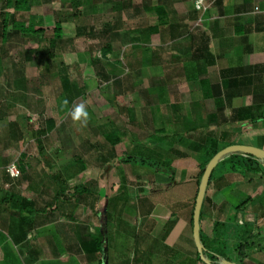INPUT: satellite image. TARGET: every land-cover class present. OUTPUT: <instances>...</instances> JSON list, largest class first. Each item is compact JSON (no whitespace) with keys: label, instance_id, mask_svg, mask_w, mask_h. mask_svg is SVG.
<instances>
[{"label":"rangeland","instance_id":"rangeland-1","mask_svg":"<svg viewBox=\"0 0 264 264\" xmlns=\"http://www.w3.org/2000/svg\"><path fill=\"white\" fill-rule=\"evenodd\" d=\"M89 2L84 6L82 3L79 9L87 13L83 23L88 24L89 29L93 26L96 36L74 40L49 60L51 63L63 62V65H59L68 77L66 90L56 71L45 72L41 60H26V51L42 47L38 44L39 37L48 39L52 36L56 13L71 12L72 8L68 7L70 0H30L28 11L15 10L11 6L5 8L6 0H0V22L2 12L8 9L20 21L27 22L31 15L40 16L42 23L37 26L44 31L38 37L33 35L26 39L12 34L3 45L0 34V51L4 53L3 71L0 73V189L17 191L22 197L34 198L40 207L50 203L48 210L56 209L52 221L45 217L50 227L62 228L63 224L68 227L69 223H77L86 227L89 234L98 236L103 234L98 225H103L105 219L103 216L95 219V208L102 213V207L98 208V203L96 207L92 206L95 197L91 195L86 198L71 196L75 186L95 181V186L91 185L90 188L99 193L98 200L108 203L122 194V173L127 177L124 189L130 190V195L136 191L152 194L156 192L155 186L148 188V185L152 180L151 174L156 170L148 165L141 170L133 165L125 166L117 159L129 149H142L143 154L147 150L157 154L159 148L154 146V137H166L167 143L176 140L178 145L192 151L191 143L209 129V124L207 112L199 104L203 100L202 89L190 82L184 66L187 64L186 54L190 52L186 29L182 27L178 30L179 36L176 38L169 33L170 27H163L161 34L148 36L149 28L160 20L185 21L190 7L194 5L193 0H130V6L121 10L122 3L127 4L129 0ZM160 8L167 12L160 13ZM105 23L119 24L108 35L112 39L113 52L108 53L106 58L101 48L107 43V37L99 36ZM9 29L11 31V25ZM63 29L65 37L75 35L73 23L63 22ZM93 58L98 60L96 66L91 63ZM18 69L23 71L26 79L32 81L28 84L27 92L12 87ZM102 73L110 77L105 79ZM240 101H252V96H243ZM79 104H84L88 112L86 121L83 118L75 121L70 115ZM211 104L210 100L206 103L209 111ZM50 121L53 127L39 134ZM11 122L17 123L15 129L21 133L18 141L11 139ZM109 131H116L121 139L115 146L106 141L105 136ZM38 137L43 147L41 154L36 140ZM13 164L17 167L22 164L26 174L20 172L17 177H12L10 171ZM60 185L65 188L64 198L61 196L54 201L55 191ZM65 200L72 203L81 201V206L77 205L75 209L78 214L72 216L74 221L60 214L63 206H66L62 204ZM59 202L61 205L57 207ZM104 204L113 212L110 205ZM119 204L117 211L128 210L129 204L124 207ZM241 217L246 216L240 214L230 220L239 222ZM115 220L118 219L115 217ZM93 221L97 226L93 227ZM53 228L47 231L45 228L43 234L38 230V236L43 240L47 233L45 239L53 244L52 238H49L55 233ZM22 248L17 249L24 264L35 260L29 249ZM249 249H244L245 263L253 262L250 256L256 253ZM49 255L51 253H47L43 260L47 264ZM233 257L239 259L237 254ZM95 259L91 260L76 247L75 251L72 248L71 253L65 255L60 264H95Z\"/></svg>","mask_w":264,"mask_h":264},{"label":"crops","instance_id":"crops-1","mask_svg":"<svg viewBox=\"0 0 264 264\" xmlns=\"http://www.w3.org/2000/svg\"><path fill=\"white\" fill-rule=\"evenodd\" d=\"M205 1L209 4V8L203 14L198 26L195 24L200 14L192 4L184 23L181 20V22L160 20L159 23L154 24H160V31L157 33H162V28L166 27L165 23L170 27L171 36L173 37L174 34L175 38L179 36L178 30L182 27L186 29L190 52L186 54L187 64L184 66L190 82H193L195 87H222V97L229 93L225 87H239L234 90L231 100L225 96L228 103L221 118L218 122L215 120L217 123H210L208 119L209 129H206L202 135L211 134L218 138L223 132L225 136L222 142L264 149L262 119L256 122L248 119L224 120L231 117L234 108L262 104L264 109V0ZM164 11L167 12L165 9ZM180 35L183 36V33ZM199 80L202 82L200 83ZM247 95L252 96V101L241 102V98ZM208 100L212 101L210 111L206 107ZM199 102L207 112V116L215 112L212 98H205L203 95V100ZM202 135L196 142L191 143L192 151L178 145L176 140L167 143L166 137H154L156 139L154 146L156 149L159 148V158L162 161H171L172 168L171 171L155 169L156 171L151 174L152 180L148 188L155 186L156 192L150 194L146 191H136L130 195V190L124 189L127 177L122 173L124 180L121 195L113 197L107 203L98 200L99 193L94 191L91 195L95 197L92 206L96 207L98 203L97 207H102V209L100 207L102 213L95 208V219L99 216L105 219L103 225H98L105 237L106 258L103 264H202L198 259L191 224L199 185V163L202 157L208 155V151L203 150L198 155L194 151V144L199 143ZM189 139L193 140V138ZM141 150L129 149L127 153L145 155ZM123 165H133L140 170L145 167L142 164L132 163H123ZM9 191L21 196L17 191ZM61 196L59 199L63 197ZM71 196L76 194L73 192ZM24 198L38 203L34 198L25 196ZM247 198L249 200L237 208V205ZM80 202L63 201L62 204L66 206H63L64 209L60 214L63 217L69 216L74 221L72 216L78 214L75 209L81 204ZM102 203L110 205L114 213ZM119 203L123 207L129 204L128 210L117 211ZM50 205L47 203L46 210L43 211L14 213L10 216L8 220L10 233L6 231L7 228L1 230L5 233V238H0V254L2 253L0 264H24L18 247H23V250L27 248L33 254L32 258L34 256L35 260L29 261L28 264H47V261H43L47 253H51L48 264L49 262L60 264L65 255H69L72 248L75 251L76 247L91 260L98 256L99 259H95V264H100L101 253H87L82 247L83 241L94 236L86 232V227L77 223L73 225L69 223L68 227L63 224L62 228L48 225L49 222L45 217L52 221L55 218L52 216L56 212V209L53 210L54 207L48 210ZM60 205L59 202L57 207ZM238 211L241 213L238 214ZM240 214L246 217H241L239 224L243 222L251 224L252 232L248 242L252 243V246L249 250L256 252L250 256L253 262L245 263L246 259H243V263L264 264V175L261 172L244 171L230 162H221L213 170V177L205 192L200 214V230L207 237L213 238L216 221L237 223L230 219ZM115 217L118 220H115ZM94 221L93 227L97 226ZM45 228L46 231L49 228L55 230V233L49 235L53 244H49L45 239L47 233L43 240L38 236L37 231L43 234ZM235 241L230 240V245Z\"/></svg>","mask_w":264,"mask_h":264},{"label":"trees","instance_id":"trees-1","mask_svg":"<svg viewBox=\"0 0 264 264\" xmlns=\"http://www.w3.org/2000/svg\"><path fill=\"white\" fill-rule=\"evenodd\" d=\"M84 0H70V4L68 7H71V12H63L58 11L56 13V20L53 28L52 36L48 39H44L45 37H39L38 44H41L42 47H36L33 49H28L26 51V60L31 59H38L43 61V66L45 72H51L56 71L59 78H61L63 81V84L65 85V88L67 90L68 86V77L65 74V71L61 69L62 67L59 65H63V62L59 63H51L49 62L50 58H55L57 53L64 51L65 48H67V45L72 44V42L78 38H81L83 36H96V32H93V26L89 29V25L86 23H83V18L87 16V13L83 10L81 11L79 7L82 5ZM89 1L92 0H85L83 5H88L90 3ZM30 0H6L5 8H9L10 6L13 7L15 10H21V11H28L30 9L29 6ZM119 3V2H118ZM130 6V0L127 2V4L122 3V6L119 10L124 9L125 7ZM116 8V7H115ZM160 13H165L163 9L158 10ZM84 12V13H83ZM1 14V22H0V34L2 38V45L7 43V41L10 39L12 34H17L22 36L23 38H27V36L32 37L38 35H42L43 29L38 28V24L42 23V18L37 15H31L27 22L16 20L14 17V14L10 11L5 10ZM86 13V14H85ZM63 22H70L75 24V35L72 37H65L64 29H63ZM164 23V22H163ZM11 25V31L9 29V26ZM160 25V24H159ZM159 25H153L149 28L148 36L153 33H157L160 31ZM119 24H110L105 23L103 25L102 32L99 34V36L107 37V43L102 46V55L104 58H106L108 53L113 52V45L111 42V38L108 37L111 32L118 28ZM166 27H169L167 23H165ZM144 34V33H142ZM36 37V38H37ZM30 40V39H29ZM45 42V43H43ZM44 44V45H43ZM3 56L4 53L1 54L0 51V73L3 71ZM56 62V61H55ZM91 63L93 66L98 63V60L93 58L91 59ZM96 66V65H95ZM61 69V70H60ZM103 77L105 79H108L110 76L107 74L102 73ZM17 79L13 80L12 87H17L18 90H21L22 92L28 91V84L32 82L31 80L26 79L25 74L20 69L17 70L16 73ZM200 83L202 80H199ZM224 88V87H223ZM227 89L228 94L225 96L228 98V100H231L233 98V93L235 89H238L239 87H225ZM243 88V87H241ZM202 93L205 98H212L214 102V113H211L208 115V119L212 122H218L219 118H221L224 108L226 106L227 98L225 99V96L222 97V87H201ZM231 89V90H230ZM25 94V93H24ZM251 120L252 122H256L259 119H262L264 121V109H262V104H253L251 106H242L238 108H234L231 113V117L224 118V120ZM216 120V121H215ZM216 122V123H217ZM10 130L13 132V136L11 139L18 141L21 133H18L16 131L17 123L11 122L9 123ZM53 127V122L50 121L49 125L45 127V129H42L39 131V134H44L45 131H49ZM198 129H196L197 131ZM201 132V131H199ZM106 134V133H105ZM225 134L222 132L220 137L217 138L216 135L206 134L205 136L202 135L199 143L194 144V151L198 155L199 153H202V151H208V155L206 157H202L200 159V171H199V182L202 177L203 171L205 169L206 164L211 159V157L220 149L231 145L230 143L222 142L224 141ZM106 141L111 145L115 146L118 144L121 139L119 135L116 133V131H109L106 136ZM40 137L36 138L38 143V150L39 154L42 153L43 147L41 144V141L39 140ZM158 152V151H157ZM159 153V152H158ZM158 153L155 155L154 153L147 150L145 155H136L134 153H126L123 156H120L117 160L120 163H132V164H142V165H148L152 166L154 169L160 170V169H168L172 170L171 168V161L169 160H161L158 156ZM23 157H25V154H21ZM112 156H109V158ZM103 160H107L106 158H102ZM221 162H230L235 167H239L243 169L244 171H251V172H261L264 175V160H260L258 158H255L251 155H243L242 153H232L226 157H224L219 163ZM218 163V164H219ZM20 169V172L24 174L25 170L22 164L18 166ZM213 177V173L211 175V178ZM124 180V177H122ZM210 178V180H211ZM210 182V181H209ZM95 181H89V183L86 184H79L75 186L74 188V194L79 196H84L86 198L87 196L93 195L94 191L93 188H90L91 185L95 186ZM54 199L58 200L61 195L65 193V188L61 185L59 186L55 191ZM249 199L242 201L240 205H237V208H240L242 204L246 203ZM87 202V201H86ZM195 202V200H194ZM16 211H13V210ZM46 210V206L40 207L38 206L35 201L30 200L28 198H24L19 196L17 193L9 191V189H0V238H5V233L1 230L6 229L8 233H10L11 228L9 225V219L10 216L14 215V213H35L38 211ZM193 214V213H192ZM192 224V219H191ZM9 225V226H8ZM249 222H243V224L237 223H224L216 221L214 223V236L213 238L207 237L201 230H200V240L203 245V254L205 258L209 260L210 263L204 262L198 253V259L202 264H220L221 261H233L238 262V264H244L243 263V257H245L244 249L246 247L250 248L252 246V243H249L252 229L250 227ZM4 233V236H3ZM230 240H236L234 244L230 245ZM83 249L88 253H101V259L100 264H103L105 257V237L103 234H100L98 236L88 237L87 240L83 241L82 243ZM8 250L6 251V255L8 256ZM237 254L238 260H236L233 255Z\"/></svg>","mask_w":264,"mask_h":264},{"label":"water","instance_id":"water-1","mask_svg":"<svg viewBox=\"0 0 264 264\" xmlns=\"http://www.w3.org/2000/svg\"><path fill=\"white\" fill-rule=\"evenodd\" d=\"M232 153H242L243 155H251L260 160H264V149L261 147L245 145V144H231L217 151L206 164L202 177L200 179L199 185H198V190H197L194 210H193V216H192V227H193L192 229H193L194 242H195L200 258L206 263H210V262L207 258H205L203 254V245L200 240L201 208H202L205 192L209 184L213 170L215 169L216 165L224 157ZM220 264H238V263L233 262V261L223 260L221 261Z\"/></svg>","mask_w":264,"mask_h":264},{"label":"built area","instance_id":"built-area-1","mask_svg":"<svg viewBox=\"0 0 264 264\" xmlns=\"http://www.w3.org/2000/svg\"><path fill=\"white\" fill-rule=\"evenodd\" d=\"M193 2H194L195 10H197L200 14L199 18L196 21V23L198 24V22L202 20L203 14L208 10L209 4L206 3L205 0H193ZM197 4H199V7H197ZM11 169H12L10 171L11 176L14 178L17 177L20 173V169L15 164H13Z\"/></svg>","mask_w":264,"mask_h":264},{"label":"clouds","instance_id":"clouds-1","mask_svg":"<svg viewBox=\"0 0 264 264\" xmlns=\"http://www.w3.org/2000/svg\"><path fill=\"white\" fill-rule=\"evenodd\" d=\"M197 7H199V4H197ZM70 115L72 116V119L75 121H81L82 118L84 121L88 118V112L85 109L84 104H79L74 107V109L71 111Z\"/></svg>","mask_w":264,"mask_h":264}]
</instances>
